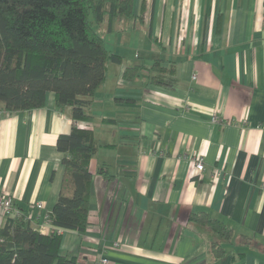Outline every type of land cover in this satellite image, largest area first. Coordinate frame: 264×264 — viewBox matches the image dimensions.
<instances>
[{
	"label": "crops",
	"instance_id": "obj_1",
	"mask_svg": "<svg viewBox=\"0 0 264 264\" xmlns=\"http://www.w3.org/2000/svg\"><path fill=\"white\" fill-rule=\"evenodd\" d=\"M143 2L142 22L114 26L144 30L143 46L138 37L129 42L138 60L116 52L122 61L107 63L89 106L99 143L89 161L90 223L82 232L52 224L43 231L59 232L61 254L76 264H264V0ZM155 60L172 70L171 86L149 82L145 69L143 78L121 77L125 66ZM71 125L52 91L43 106L0 117V193L32 226L58 198L56 138ZM198 211L233 230L220 259L210 252L213 231L189 220ZM241 234L254 241L240 242Z\"/></svg>",
	"mask_w": 264,
	"mask_h": 264
},
{
	"label": "trees",
	"instance_id": "obj_2",
	"mask_svg": "<svg viewBox=\"0 0 264 264\" xmlns=\"http://www.w3.org/2000/svg\"><path fill=\"white\" fill-rule=\"evenodd\" d=\"M0 0V109L20 112L45 104L46 94L54 93L57 109L68 108L72 125L56 138L63 153V175L58 198L48 213L58 228L84 231L90 223V158L97 143L89 122V106L95 91L104 82L107 63H121L122 56L107 48L95 25L105 23L112 31L117 21L142 22L144 2L140 0ZM145 69L149 82L171 86L172 70L155 60L151 66H125L121 77L130 81ZM82 121L84 125H77ZM105 168V169H103ZM102 176L111 175L106 167ZM15 204V203H14ZM6 216L0 227V264H76L74 255L60 252L59 232L46 233L32 226L26 211ZM189 220L208 227L215 234L210 243L213 259L226 254L225 243L233 230L223 220L204 211L192 212ZM244 243L254 240L240 235Z\"/></svg>",
	"mask_w": 264,
	"mask_h": 264
},
{
	"label": "rangeland",
	"instance_id": "obj_3",
	"mask_svg": "<svg viewBox=\"0 0 264 264\" xmlns=\"http://www.w3.org/2000/svg\"><path fill=\"white\" fill-rule=\"evenodd\" d=\"M119 22V21H117ZM106 24H100V25H95V29L98 31L99 34H101L106 43L108 44V47L110 50H114V52L122 53L124 56L123 59L124 61H127V59L132 60L134 58L135 60H138V58L134 57L135 51L141 53L137 47H134L133 49V39H136L138 42L139 39V46H143V43L145 42V35L144 30L142 28L135 26L134 28H128L127 30H120L118 28H114L112 31H106ZM118 25V23H117ZM119 25H122V23H119ZM145 36V37H144ZM138 37V39H137ZM132 44H130V43ZM125 45L126 47L121 48L122 45ZM145 71L142 70L140 73V77L143 78L145 76ZM2 110V109H1ZM7 111H1V116ZM0 116V117H1ZM7 196H10L9 194H6ZM11 197V196H10ZM16 204L15 200L13 197H11ZM14 204V205H15ZM7 216V215H6Z\"/></svg>",
	"mask_w": 264,
	"mask_h": 264
},
{
	"label": "built area",
	"instance_id": "obj_4",
	"mask_svg": "<svg viewBox=\"0 0 264 264\" xmlns=\"http://www.w3.org/2000/svg\"><path fill=\"white\" fill-rule=\"evenodd\" d=\"M262 26L264 28V19L262 22ZM196 76L193 74L192 75V79H195ZM1 109H0V116H1ZM262 128H264V125H262ZM192 160L194 161L195 164V170L197 171H202L204 169V158L202 155H197V156H193ZM34 208H36L37 210L42 211L43 209V204L40 201H37L34 203ZM13 213H18V209L17 207L14 205V201L10 196H7L4 193H0V216H6V215H10ZM29 218V216H28ZM40 220H42V224H41V228L42 230L45 229L46 225L51 224L49 219H48V213H41V215L39 216ZM102 262H107L106 258H101Z\"/></svg>",
	"mask_w": 264,
	"mask_h": 264
}]
</instances>
